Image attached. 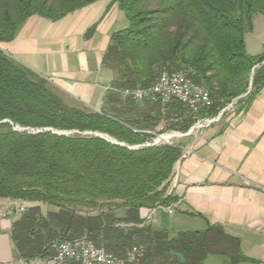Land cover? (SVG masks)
Masks as SVG:
<instances>
[{"label": "trees", "instance_id": "obj_1", "mask_svg": "<svg viewBox=\"0 0 264 264\" xmlns=\"http://www.w3.org/2000/svg\"><path fill=\"white\" fill-rule=\"evenodd\" d=\"M95 1L0 0V44L12 41L31 16L57 21ZM110 2L123 12L126 26L110 35L102 57L113 78L99 110L62 92L0 48V199L54 208L39 216L34 206L28 212L37 211L39 218L22 217L26 225L33 227V221L38 225L40 233L30 234L51 244L82 237L84 232L88 239L102 236L106 229L111 238L121 237L117 224L122 219L104 223L102 215L125 209V222L132 224L128 236L132 244H146L147 258L156 255L157 235L145 225L137 226L144 222L140 210L176 200L167 187L183 146L146 144L155 134L188 131L198 117L217 114L246 92L237 102L249 103L264 86V63L253 70L264 55L248 54L244 39L253 27V16H264V0ZM94 30L92 25L84 36ZM164 71H180L204 86L210 105L194 114L176 100L137 102L114 90L150 86ZM162 121L164 126L157 130ZM79 209L100 212L83 214ZM46 250L42 247L41 254Z\"/></svg>", "mask_w": 264, "mask_h": 264}, {"label": "crops", "instance_id": "obj_2", "mask_svg": "<svg viewBox=\"0 0 264 264\" xmlns=\"http://www.w3.org/2000/svg\"><path fill=\"white\" fill-rule=\"evenodd\" d=\"M92 25L95 30L86 38ZM125 26L115 3L97 0L57 21L31 16L0 48L62 92L99 110L113 78L102 57L110 35ZM244 39L248 54H260L259 49L248 51ZM178 142L183 154L167 187L176 197L173 208L140 210L142 225L157 235L156 255L147 256L148 261L264 264V86L249 103L237 102L219 122ZM10 205L12 214L0 216V264H45L53 248L46 254L38 247L26 251L28 225L22 219L34 206L43 214L42 203L0 199V208ZM20 205L24 212H18ZM187 245L191 248L185 253Z\"/></svg>", "mask_w": 264, "mask_h": 264}, {"label": "built area", "instance_id": "obj_3", "mask_svg": "<svg viewBox=\"0 0 264 264\" xmlns=\"http://www.w3.org/2000/svg\"><path fill=\"white\" fill-rule=\"evenodd\" d=\"M263 63L264 60L260 64H256L253 70ZM114 90L123 98H132L137 102L160 101L162 104H167L171 100H176L185 104L194 114H199L202 108L209 106L211 99L210 92L204 86L193 82L180 71H164L157 77L154 83L147 87ZM247 93L248 92L232 99L215 115L198 117L188 131H172V133L177 134L176 136L184 137L219 122L223 115L234 107L237 100L240 97L246 96ZM152 143L153 142L147 144L152 145ZM173 203L168 206L158 205L153 208V210H171L174 206ZM24 211V205H20L18 207V212ZM11 214V205L0 208V216L5 217ZM117 225L132 226V224ZM137 226L140 227L142 224ZM52 247L54 251L46 258L45 264H63L64 262H68L70 264H151L146 258L147 246L144 243L133 244L123 253L118 255L107 252L103 247L96 246L86 237L58 240Z\"/></svg>", "mask_w": 264, "mask_h": 264}, {"label": "rangeland", "instance_id": "obj_4", "mask_svg": "<svg viewBox=\"0 0 264 264\" xmlns=\"http://www.w3.org/2000/svg\"><path fill=\"white\" fill-rule=\"evenodd\" d=\"M125 22H126V19H125ZM245 38H246L247 45H248V51L251 52V51H256L259 49V51H261V52H260V54H257V55H261V54L264 55V16L263 15L255 14L253 16V27L250 31H247L245 33ZM210 103H211V99H210ZM233 108H231L230 112L233 110ZM205 116H207V115H205ZM163 126H164V121H162L158 125L157 130L162 128ZM198 131H200V130H198ZM167 134H173V133H172V131H166L163 133V135H167ZM180 138H182V137H180V136L170 137L169 142H178V140ZM154 139H155V137L151 140V142H153ZM159 143H161V142H159ZM49 210H54V208L42 203L43 214L39 213V216H45ZM79 210L83 214H91V215L99 214V212H100V210H92V209H79ZM102 210L104 211V210H106V208H104ZM126 212L127 211L125 209H121V208L111 209L108 211V213H105L102 215V221H104V223H109L110 220L115 217V218H121L122 219V223H120V224L129 225L131 223H126L125 222L126 220L124 219ZM36 213H37V211L35 212L34 210H31L30 212L25 213L22 217L26 219V217L32 216V218L34 219V218L38 217ZM32 224H33L32 225L33 227H31V225L28 224V226H25V229H24L25 231H27V235L31 238L30 239L31 242H30L29 246H28V242H26L27 240L25 241L24 247H25L26 251H30L33 253V250L35 249V247H38V251L40 252L41 248L44 246H47L48 249H51V247L53 246V244L56 241L61 240V239L54 240L53 244L50 246L51 242H49V240H47V242H45V241H43L42 238H40L38 236L35 238L34 236L38 235L40 232L38 230L37 223H35L33 221ZM119 228H120V230L123 231V235L121 237L111 238L110 235L108 234L109 232L106 229L102 236L99 235L97 237H94V235H93V236H91L90 239H88V238L87 239L89 241L93 242L96 246L103 247L107 252L118 255L120 249L126 250L131 245H133L132 244L133 241H131V238H129V236H128V230H130L129 226H119ZM31 230L35 231L34 236L32 234H30ZM85 234H86V232H84V235L82 237H86ZM23 235H24V233H23ZM71 239H75V238H71ZM22 241H24V240H22ZM125 250H123V251H125ZM63 264H70V263L64 262Z\"/></svg>", "mask_w": 264, "mask_h": 264}, {"label": "water", "instance_id": "obj_5", "mask_svg": "<svg viewBox=\"0 0 264 264\" xmlns=\"http://www.w3.org/2000/svg\"><path fill=\"white\" fill-rule=\"evenodd\" d=\"M250 85H251V81L249 82V87H250ZM15 129H17V130H26V128H19V127H16ZM46 129H47V128H46ZM60 133H63V134H69L70 132H60ZM86 133H90V132H86ZM96 135L101 136L102 138H104V139H106V140H108V141H110V142H112V143L120 144V145H124L123 143H119V142H117L116 140L109 138L108 136H105V135H102V134H98V133H96ZM161 135H162V134H155V139H154L152 145H154V144H156V143H158V142L169 143V140H161V139L159 138ZM146 145H149V144H146Z\"/></svg>", "mask_w": 264, "mask_h": 264}, {"label": "bare ground", "instance_id": "obj_6", "mask_svg": "<svg viewBox=\"0 0 264 264\" xmlns=\"http://www.w3.org/2000/svg\"><path fill=\"white\" fill-rule=\"evenodd\" d=\"M173 136H176V134H167V135H161L159 138L161 139V140H169L170 139V137H173Z\"/></svg>", "mask_w": 264, "mask_h": 264}]
</instances>
